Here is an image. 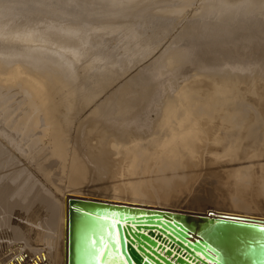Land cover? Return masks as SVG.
<instances>
[{
	"label": "bare ground",
	"instance_id": "1",
	"mask_svg": "<svg viewBox=\"0 0 264 264\" xmlns=\"http://www.w3.org/2000/svg\"><path fill=\"white\" fill-rule=\"evenodd\" d=\"M196 1L207 26L182 41L173 37L156 51L176 18ZM230 1L237 0H0V264H67L72 196L264 220V80L243 84L211 75L187 81L191 71L185 70L237 77L255 70L256 57L264 54V1L250 0L255 10L236 17L242 21L235 25H218L216 19L227 15L218 13ZM221 39L235 51H218ZM234 54L240 58L233 64L228 56ZM151 55L153 61L162 59L159 72L156 66L150 72L148 65L150 74L155 71L153 79L136 71L129 99L120 104L113 96L110 104H101L103 121L118 137L112 136L110 148L102 147L99 155L105 157L98 162L94 153L92 158L83 151L78 155L80 147L74 150L76 158L65 151L68 132L53 125L57 117L51 119L52 113L59 108L48 103L54 99L49 86L64 81L91 100ZM59 89V95L66 91ZM79 103L69 105L74 110ZM48 149L55 160L47 166L41 156ZM100 163L104 171L96 167ZM83 187L95 191L88 195Z\"/></svg>",
	"mask_w": 264,
	"mask_h": 264
},
{
	"label": "water",
	"instance_id": "2",
	"mask_svg": "<svg viewBox=\"0 0 264 264\" xmlns=\"http://www.w3.org/2000/svg\"><path fill=\"white\" fill-rule=\"evenodd\" d=\"M125 236L137 241V248L141 239L147 241L150 249L123 257L125 250L131 251V245L125 249ZM126 260L134 264H264V220L69 197L67 264H125Z\"/></svg>",
	"mask_w": 264,
	"mask_h": 264
},
{
	"label": "rangeland",
	"instance_id": "3",
	"mask_svg": "<svg viewBox=\"0 0 264 264\" xmlns=\"http://www.w3.org/2000/svg\"><path fill=\"white\" fill-rule=\"evenodd\" d=\"M262 1H264V0H262ZM198 2H199V1H198ZM198 2L196 1L195 3H193V5L187 9L188 11L186 10V11L181 12V14L177 17L178 19L176 18V21H177V22H175L174 25L170 28V31L167 33V36H166V35L164 36V38H165V37H166V38L163 39L162 44H160L159 46H157L156 51H162V50H164L167 46H169V45L173 42V41H172L173 37H174V38H179L180 41H182V40H184V38H187V37L192 33V31L199 30V29H201L202 26H207L208 23L206 22L205 18L202 19V17H200V16H201V13H202V12L200 11V9H198V10L196 11L197 8H195V7H198V6H199V3H200V2H199V3H198ZM250 2H251L250 0H237V1H235V2L230 1L231 5H230V6H229L224 12H222V13H218V14H224V13H227V15H226L225 17H221L220 19H216V20L218 21V25H221V26H224V27H230V26L235 25V24H236V21H237V20H240V19H237L236 17L241 16L242 14H247V13H248L249 11H251V10H255V9H253V8H251V7L249 6ZM194 4H195V5H194ZM194 6H195V7H194ZM255 7H257V6H254V8H255ZM189 9H190L191 11L195 9L194 11H196V14L193 15L194 12H191ZM186 12H187V13H186ZM186 15H189V16H186ZM183 16H184V17H183ZM179 19H180V20H179ZM240 21H242V19H241ZM184 26H185V27H184ZM172 28H173V29H172ZM185 28H188V31H187V29H185ZM182 29H183L184 31H183ZM189 29H190V31H189ZM181 30H182V31H181ZM185 31H187V32H185ZM175 32H176V34H175ZM179 32H180V33H179ZM185 33H187V34H185ZM189 33H190V34H189ZM174 35H175V36H174ZM176 35H177V36H176ZM181 35H182V36H181ZM184 35H185V36H184ZM235 39H236V40H235ZM227 40H229V39L227 38ZM230 40H234V42H235L234 44H236V43H238V44L241 43V42H238L239 39H237V38L230 37ZM226 42H227V41L222 42V39L219 40V42L217 43L218 51H220V52H226V53H230V52L232 53V51H235V49H233V47H232L231 49H228L229 47H227V43H226ZM248 44H249V43H248ZM225 45H226V46H225ZM226 48H227V49H226ZM256 52L259 53L260 51H258V49H257ZM260 55H261V56H260ZM234 56L236 57L237 55L234 54V55L228 56V60H229L230 62H233V64H234V63H238L237 59L240 58V57L238 56L239 58L236 57V59H235ZM263 57H264V54H262V52H260L259 55L256 57V61L254 62V66L256 67L255 70H252L253 72H252V71H249V72H251L250 75L248 74L249 76L252 77V75L255 74L253 78H249L248 75H243V76H239V77H237V75H235V76L233 75V76L235 77V78H234L231 74H228V75H227V74H224V73H223V72H226V71H222V72H221V74L223 73V75H221V74L219 73L220 71H219V72L217 71V73H215L214 75H213V73H211V74L209 73V74H210V75H209L208 72H206L207 74H206L205 72H203V73L200 72V74H199V72H198V71L196 72L195 69L193 68L194 71L196 72V74H195V72H194L192 69H191V70H187V69H185L186 72H190V71H191V72L189 73L190 76H188L187 81H192V80H191L192 78H193V80H194V79H196V78H198V77L201 78V79H203V78H204V79H208V78L212 75L211 77L216 78V79L219 78V79H222V80L225 79V78H226V79L228 78V80H230V81H231V79H232V81H237V80L240 79L241 81H240V80H239V81H240V82L243 81V82H242L243 84H245L246 82H247L248 84H250L252 81H253V82H256V81H257V82H263V80H264V79H263V78H264V74H263V73H264V65H263V63H264V59H263ZM158 58L161 59V57H158ZM158 58H155V59H154V61H156V59H157L156 63L153 61V59H152V55H151V57H150L151 60L149 59V57H148L149 60H148V59H145L146 61L148 60L147 62H146L145 60H144V62H142V61L139 62V61H138L140 64L137 62V63H136V66H135V69H134V67H133V68H132V67H129V68L132 69V70L128 69V70H130V71H128V70H127V72L125 71L126 73L129 72V74H126V75H128V76L124 75V76L122 77L121 80H123L124 82L122 81L121 83H119L121 80H120L119 82H118V81H115L116 83H115V82H114L115 84L113 83V86H112L111 88L108 89L109 91L106 90L104 93L102 92V93L100 94V96H99V95H98V96H95V97H93L94 99L91 98V100H90V99L87 100L86 98L82 97V95H81V96H78V95H80V94H78L79 91H78V90H75V92L78 91V92L75 93V92L73 91V89H72V88H75V89H76V87H73V86H71V85L69 86V84H67V82L64 83L63 80H61V81H63V83H62V82H56L57 80H55V82H53V83L49 81V83H52V85H53L54 83H57V84H56V87H58L57 89H59L60 86H61V87H62V90H64V91L66 90L65 92H61V94H62V93H64V94H62V95L60 94V95H59V92L61 91V89L57 90L56 87L54 86L55 84H54L53 86H49V87L52 88V91L49 90V93L51 92L49 95H50V96L53 95L52 97H53L54 99H53L52 97H50V98H52L53 100H51V101H50V99L48 100V103L53 104L54 106L56 105V107L59 108L58 110H56V111L54 112L55 114H57L56 116H55L54 113H52L53 117L51 116V117H52L51 119H55V118L57 117V118L55 119V121H53L54 123L52 122L53 125H54L55 123H57L58 125H62L64 131H67V132H68V133L65 132V135H66V136H64L65 138H63V141H64V142L62 141L63 144H64L66 141H67V142H70V141L73 142V144H72L71 142H70L69 144H67V142H66V144H64V146H65V145H69V146H65V151H67V152L69 151L70 154H74V157H75V156L77 157V155H75L77 151H78V152H77L78 155L80 154L81 151H83V152H81V154H85V153L87 152L86 154L89 153V154H88L89 157H91L92 154L94 153V154H96L97 156L94 155L93 158H94V157H95V158L97 157L96 159H98V162H99V158H100V157H101V158L105 157V156H104L105 154H103V155H101V156L99 155V154L104 153V152H102V151H103V150H102V149H103L102 147H105V148H106V147L108 146V148H110L109 146H112V142H114V141H111V140H114V139H116V138H118V137H117V130H116L113 126L109 125L108 122L103 121V119H104V118H103L104 115H102L103 112L99 111V109L102 108L103 106H105L106 104H107V105L110 104V102L112 101V99H113L114 97H116V96L118 97V100H117V97H116V98H115L116 100L113 99V101H116V102L118 101V103H120V104H121L124 100H126V98L129 99V97L132 95V91H131V87H132V85H131V82H132V81H131V80H132V78H131V77L133 76V74L135 75V74H137V73H141V74L144 73L143 75H144V76H147V75L150 74V72L153 71L152 69H153V68H156V67H157V69H158V70H157V69H156V70L154 69L156 72L161 71V70H160V68H162V67H160V66H161V62H159L160 59H158ZM257 58H258V59H257ZM259 58H260V59H259ZM261 59L263 60V61H262L263 63L260 61ZM161 60H162V59H161ZM149 61H150V63H149ZM229 61H228V62H229ZM234 61H235V62H234ZM151 62H152V64H151ZM259 62H260V63H259ZM147 63H148V64H147ZM154 63H155V65H154ZM157 63H158V64H157ZM183 63L185 64V62H183ZM243 63H244V61H243ZM243 63H242V64H243ZM261 63H262V64H261ZM137 64H138V65H137ZM149 64H150L151 66H150ZM156 64H157L158 66H157ZM184 64H183V65H184ZM186 64H187V63H186ZM145 65H147V66H145ZM148 65L151 67V68H150V72H149V69H148V68H149ZM132 66H133V65H132ZM155 66H156V67H155ZM185 66H186V65H185ZM260 66H261V67H260ZM138 67H139V68H138ZM144 67H146V68H144ZM152 67H153V68H152ZM182 67H183V66H182ZM143 68H144V70H143ZM133 69H134V70H133ZM145 70H146V71H145ZM185 70H184V71H185ZM136 71H137V73H136ZM144 71H145V72H144ZM155 71H154V73H155ZM182 71H183V70H181L180 72H182ZM184 71H183V72H184ZM192 71L194 72L193 75H192ZM210 71H211V69L209 70V72H210ZM212 71H213V70H212ZM212 71H211V72H212ZM130 72H132V74H131ZM142 72H143V73H142ZM148 72H149V73H148ZM166 72H172V71H169V70L167 71V69H166ZM214 72H215V71H214ZM255 72H256V73H255ZM258 72H262V74H261V73H258ZM154 73H151V74H150L151 76H147V77H149V78L152 77L151 79H153V77H154V76H153ZM197 73H198V75H197ZM201 73H202V74H201ZM204 73H205V74H204ZM218 73H219L220 75H219ZM152 74H153V75H152ZM130 75H131V76H130ZM139 75H140V74H139ZM194 75L197 76V77H195ZM206 75H207V76H206ZM215 75H217V76L214 77ZM226 75H227V76H226ZM230 75H231V76H230ZM256 75H257V76H256ZM208 76H209V77H208ZM219 76H221V77L223 76V77L221 78V77H219ZM258 76H260L259 79H258ZM126 77H127V79H129V80H127ZM189 77H190V78H189ZM231 77H232V78H231ZM255 77H256V78H255ZM261 77H262V79H261ZM123 78H124V79H123ZM130 78H131V79H130ZM233 78H234V79H233ZM236 78H237V79H236ZM241 78H243V80H242ZM246 78H247V80H248V79H249V80H248V81L245 80ZM170 79H171V78H170ZM235 79H236V80H235ZM168 80H169V79H168ZM244 80H245V81H244ZM250 80H251V81H250ZM58 81H59V80H58ZM249 81H250V83H249ZM244 82H245V83H244ZM253 82H252V83H253ZM59 83H60V84L62 83V85H59ZM122 83H123V84H122ZM124 83H125V84H124ZM148 83H149V82H148ZM148 83H147V84H148ZM247 83H246V84H247ZM63 84H64V86H65L64 89H63ZM128 84H129L130 86H128ZM116 85H117L118 87H117ZM148 85H149V84H148ZM68 86H69V87H68ZM124 86H125V88H124ZM49 87H48V88H49ZM67 87H68V88H67ZM114 87H116V88H114ZM66 88L69 89V90H67ZM70 88L72 89V91H71ZM122 88H123V89H122ZM49 89H50V88H49ZM112 89H113V92H111ZM114 89H115V90H114ZM117 89H118V90H117ZM53 90H54V93H55L56 91H58V93H56L57 96L59 95V96H62V97H64V98H62V97H57L56 95L54 96ZM147 90H148V88H147ZM68 91H69V92H68ZM70 91H71V93L73 92V93H72L73 95L70 93ZM114 91H115V92H114ZM116 91H117V92H116ZM140 91L142 92L143 89L140 90ZM145 91H146V90H145ZM106 92H107L108 94H107ZM74 93H75V94H74ZM79 93H80V92H79ZM144 93H145V92H144ZM51 94H52V95H51ZM77 94H78V95H77ZM106 94H107V96H106ZM116 94H117V95H116ZM65 95H66V97H68V98H69V96H71V97H70L71 100H70V99H67V98L65 97ZM68 95H69V96H68ZM74 95H75V96L77 95V98H76ZM102 95H105V96H102ZM110 95H111V96H110ZM128 95H130V96H128ZM147 95H148V92H146V97H148ZM164 95H165L164 98H166V97H167L166 93H165ZM73 96H74V98H76V99H74ZM113 96H114V97H113ZM56 97H57V99L61 98L60 101L57 100ZM79 97L82 98L81 101L84 102V105H83V103L79 100V99H81V98H79ZM112 97H113V98H112ZM65 98H66V99H65ZM78 98H79V99H78ZM83 98H84V99H83ZM101 98H103V99H101ZM109 98H110V99H109ZM85 99H86L87 101H86ZM99 99H100V100H99ZM107 99H109V100H107ZM147 99H148V98H147ZM55 100L57 101V103H56ZM61 100H62V102L64 101V105H63V103H61ZM68 100H69V101H68ZM73 100H74V101H73ZM75 100H76L77 103H79V101H80V103H82V104H80V103L78 104V107H80V105H81V108H80L81 110L77 107L80 111L76 108L77 111H78L79 113L76 112V111H74V110H76V109L73 110V107H71V106L69 105V103H70V104L73 103L72 106H74V108H75V107L77 106L76 104H75L76 106L74 105V103H76ZM102 100H103V101H102ZM52 101H53V102H52ZM58 101H59V103L62 104L64 107H63L62 105L58 104ZM67 101H68V102H67ZM71 101H72V102H71ZM89 101H90V103H89ZM91 101H92V102H91ZM97 101H99V102H97ZM86 102L88 103V105H89V104H91V105H89V106L86 105ZM95 102H96V103H95ZM54 103H56V104H54ZM65 103L68 104L67 106L71 107V109H70L69 111L67 110L68 108H66L67 106H65ZM102 103H103V104H102ZM105 103H106V104H105ZM93 104H94V106H93ZM96 104H97V105H96ZM101 104H102L103 106H102ZM53 105H52V106H53ZM58 105H59V106H58ZM82 105L85 106V110H84V108H83ZM95 105H96V106H95ZM107 105H106V106H107ZM61 106H62V108H61ZM93 107H94V108H93ZM95 107H96V109H95ZM60 108H61L62 111L60 110ZM88 108H89V109H88ZM91 108H92V109H91ZM90 109H91L92 111H91ZM66 110H67V111H66ZM88 110H89V113H88ZM65 111H66V112H65ZM70 111H72L71 114H72V113H75V112L77 113V115H75V116L77 117L76 120H75V117L73 116V114H72V116H71V114L69 113ZM73 111H74V112H73ZM82 111H83V112H82ZM86 111H87V112H86ZM98 111H99V112H98ZM52 112H53V111H52ZM56 112H58V113H56ZM60 112H62L63 114L60 113ZM90 112H91V113H90ZM95 112H96V113H95ZM64 113H66V115H65ZM68 113H69L70 115H69ZM84 113H85V114H84ZM86 113H87V114H86ZM67 114H68V115H67ZM80 114H81V115L83 114V115L81 116ZM91 114H92V115H91ZM100 114H101V115H100ZM58 115H59V116L61 115V116L58 117ZM78 115H80V116L78 117ZM87 115H88V116H87ZM62 116H63V117L66 116V118L64 117V118H65V119H64ZM94 116H95V117H94ZM100 116H101V117H100ZM54 117H55V118H54ZM68 117H71V119L69 118V120H66V119H68ZM80 117H83V118H80ZM62 118H63L64 120H63ZM73 118H74V120H75V121H74V124L72 123V121H73L72 119H73ZM61 119H62L63 121H61ZM82 119H83V120H82ZM84 119H85V120H84ZM92 119H93V120H92ZM56 120L59 121V122H57ZM77 120H78L79 122H78ZM86 120H87V122H86ZM88 120H89V121H88ZM94 120H95V122H96V125H95ZM99 120H100V121H99ZM104 120H106V119H104ZM51 121H52V120H51ZM64 121H66L67 123H66V122L64 123ZM81 121H82V123H80ZM101 121H102V122H101ZM106 121H107V120H106ZM61 122H62V123H61ZM90 122H91V123H90ZM59 123H60V124H59ZM69 123H70V125H71V124H72V125L70 126ZM78 123H79V124H78ZM85 123H86L87 125H84V126H83V124H85ZM88 123H89V124H88ZM93 123H94V125L91 127V125H92ZM98 123H99V125H98ZM101 123H102V124H101ZM103 123H104V126H103ZM80 124H81V126H80ZM55 125H56V124H55ZM74 125H75V127H78V128H75ZM108 125H109V126H108ZM66 126H67V128H64V127H66ZM72 126H73V127H72ZM86 126L88 127V131H87ZM97 126L99 127L98 129H97ZM110 126H111L112 129H111V128H106V127H110ZM68 127H69L70 129H69ZM71 127H72V129H71ZM82 127H83V128H82ZM90 127H91L92 129H93V128H94V129L96 128V129H95V130H94V129L92 130ZM104 127H105V128H104ZM73 128H74V130H73ZM81 128H82L83 130H81ZM66 129H68L69 131L66 130ZM75 129H76V130H75ZM101 129H102V130H101ZM103 129H104V130H103ZM113 129H114V131H116V132H114ZM85 130H86V131H85ZM91 130H92V131H91ZM70 131L72 132V134L70 133ZM83 131H84V132H83ZM90 131H91V132H90ZM100 131H101V132H100ZM78 132H79V133H78ZM81 132H82L83 136H80V135H81ZM69 133H70V134H69ZM84 133H86V134H84ZM87 133L89 134V136H88ZM106 133H107L108 135H107ZM111 133H113L114 135L111 134ZM67 134H69V135H67ZM73 134H74V136L72 137ZM75 134H76V135H75ZM95 134H96V135H97V134H100V135H98V137H97ZM104 134H105V135H104ZM115 134H116V135H115ZM70 135H71V137H70ZM84 135H85V137H84ZM91 135H92V136H91ZM94 135H95V137L97 138L96 141H95L96 138L94 137ZM101 135H103V136L101 137ZM78 136H79L80 138H78ZM99 136H100V138H99ZM105 136H106V137H105ZM112 136H113L114 139L112 138ZM66 137H67L68 139L70 138V140L68 141V139H67ZM81 137H82V138H81ZM93 137H94V138H93ZM107 137H108V138H107ZM110 137H111L112 139H111ZM83 138H84V139H83ZM85 138H86V139H85ZM87 138H90L91 140H90V139L87 140ZM102 138H104L102 141H103V142L106 141L107 144H106V142L103 143V142L100 141V139H102ZM106 138H107V140L109 139V140H108V141H109V144H108V141L105 140ZM64 139H65V140L67 139V140L65 141ZM72 139H73V140H72ZM84 140H85V141H84ZM104 140H105V141H104ZM83 141H84V142H83ZM87 141H88L89 143H91V144H89ZM93 141H94V143H93ZM77 142H78V145L76 144ZM80 142L83 144V145H82L83 147L81 146V143H80ZM86 142H87V143H86ZM95 142H96V143L98 142L97 145L99 144L98 146H99V148H100L101 150L98 148V146L96 145ZM99 142H100V143H99ZM79 143H80V144H79ZM84 143H86V144H84ZM102 143H103V144H102ZM70 144H71V145H70ZM74 144H75L76 146H75ZM88 144L91 145V146H90V147H89V146L87 147ZM93 144H95V145H93ZM100 145H104V146H100ZM70 146H72V147H70ZM77 146H78V147H77ZM94 146H97L98 149L95 147V149H97V150H95V149H94ZM66 147H67V148H66ZM68 147H69L70 149H69ZM73 147H74V148H73ZM79 147H80V149H78ZM72 148H73V149H72ZM75 148L78 149V150H76V152L74 151ZM82 148H83V150H82ZM90 148H91L92 151L95 150V152H94V151H93V152H92V151L88 152V150H90ZM92 148H93V149H92ZM66 149H68V150H66ZM71 149H72V150H71ZM87 149H88V150H87ZM106 149H107V148H106ZM70 150H71V151H70ZM84 150H85V151H84ZM47 151H48V152H47ZM47 151H46V153H45L44 155L41 156V160L44 159V160H42V161H46V160L48 159V160L45 162L46 164L43 162L45 165L48 166L51 162L53 163V160H55V159H52V158H53L52 156H51V159H50V156H49V155H50V153H49L50 149H48ZM97 151H100V153H99V152L97 153ZM72 152H73V153H72ZM91 152H92V153H91ZM47 153H48V154H47ZM81 154H80V155H81ZM43 156H44V157H43ZM71 156H73V155H71ZM102 156H103V157H102ZM76 157H75V158H76ZM45 158H46V160H45ZM91 158H92V157H91ZM91 158H90V159H91ZM95 158H94V159H95ZM101 158H100V159H101ZM94 159H93V160H94ZM100 161H101V160H100ZM49 162H50V163H49ZM96 162H97V160H96ZM98 162H97V164H98ZM52 163H51V164H52ZM51 164H50V165H51ZM56 164L59 165L58 163H56ZM97 164H96V165H97ZM101 164H102V163H100V164H99L98 166H96V167L99 168V166H100V168H101L100 171H104V169L102 168V167H103V164H102V167H101ZM55 168H57V167H55ZM109 168H111V167H109ZM102 169H103V170H102ZM54 170H55L58 174L61 173L60 171H57L56 169H54ZM97 172L99 173V171H97ZM63 173H65V172H62L61 174H63ZM61 174H60V175H61ZM66 174H67V173H65V175H66ZM104 174H105V173H104ZM104 174H102V175H104ZM52 176H53V177H52ZM104 177H105V176H104ZM104 177H103V178H104ZM51 178L58 179V178H61V177H60V176L58 177V175H54V174L51 173ZM105 178H107V176H106ZM63 180H65V179H61L60 181H63ZM50 182H51V180H50ZM84 188H85V189H84ZM86 188H87V189H86ZM82 189H83V191H84L85 193H87L88 195H89V194L91 195L92 192L95 191V188H92V187H90V190L88 189V187H83ZM143 189L145 190V188H143ZM192 193H193V192H192ZM188 209H190V208H188ZM188 209H186V210H188ZM193 210H194V209H193ZM250 210H253V211H254L255 209L250 208ZM199 211H201V210H199ZM258 211H259V210H258ZM0 260L2 261L1 256H0ZM1 261H0V262H1Z\"/></svg>",
	"mask_w": 264,
	"mask_h": 264
},
{
	"label": "snow or ice",
	"instance_id": "4",
	"mask_svg": "<svg viewBox=\"0 0 264 264\" xmlns=\"http://www.w3.org/2000/svg\"><path fill=\"white\" fill-rule=\"evenodd\" d=\"M143 235L144 236H147L148 233L147 232H144ZM151 239H152V243L154 244L155 241H156L155 236H153ZM115 243H116L117 247L119 248V245H120V237H119V235H117V237L115 239ZM123 243H124L125 249H127L128 246L131 245V251L125 250L123 252V254H122L123 257H129V256H131L132 252H136L138 254L142 250L150 249L149 243L147 241L143 240V239H141L138 242L141 245V247H139V248L136 247L137 241H135V240L130 241L127 236L124 237ZM142 259H145V258L142 257ZM125 264H134V261H128V260H126L125 261Z\"/></svg>",
	"mask_w": 264,
	"mask_h": 264
}]
</instances>
